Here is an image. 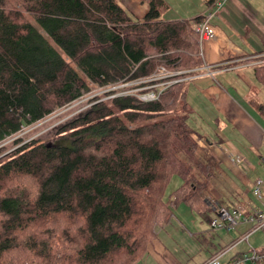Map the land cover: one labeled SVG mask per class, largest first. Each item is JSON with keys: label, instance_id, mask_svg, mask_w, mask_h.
Segmentation results:
<instances>
[{"label": "trees", "instance_id": "1", "mask_svg": "<svg viewBox=\"0 0 264 264\" xmlns=\"http://www.w3.org/2000/svg\"><path fill=\"white\" fill-rule=\"evenodd\" d=\"M145 1L138 18L118 0H0V143L93 84L202 65L194 24L204 15L167 20L165 0ZM183 86L152 101L93 96L57 141L0 157V264H143L175 208L208 211L215 161L193 135ZM253 251L264 253L228 263Z\"/></svg>", "mask_w": 264, "mask_h": 264}, {"label": "crops", "instance_id": "2", "mask_svg": "<svg viewBox=\"0 0 264 264\" xmlns=\"http://www.w3.org/2000/svg\"><path fill=\"white\" fill-rule=\"evenodd\" d=\"M195 2L193 8L165 19H190L214 8L203 0ZM140 9L138 18L147 11ZM210 22L215 35L204 44L203 62L212 73L201 68L189 74L183 86L193 135L215 161L204 191L209 210L197 213L184 203L175 208L194 230L182 234V243L167 245L155 239L147 247L150 264H200L231 242L221 256L223 262L242 251L264 249V229L247 236L248 223L217 232L209 223L220 205L240 204L248 212L264 208V186L261 198L253 194L254 181L264 179V0H226ZM174 214L170 223L179 221ZM197 232L206 236L201 244L193 239ZM141 261L145 264L144 258Z\"/></svg>", "mask_w": 264, "mask_h": 264}, {"label": "built area", "instance_id": "3", "mask_svg": "<svg viewBox=\"0 0 264 264\" xmlns=\"http://www.w3.org/2000/svg\"><path fill=\"white\" fill-rule=\"evenodd\" d=\"M226 0H217L214 8L204 15V18L194 24V28L198 34V51L197 54L204 58V44L215 35V29L211 24V19L217 11L223 6ZM204 69L208 73L211 72V66L205 62L198 67L187 69H171L161 64L157 69L147 77L132 79V80H119L122 82L118 86L114 83H108L105 92H108V97L117 95L132 94L138 96L145 101H152L158 99L161 94L171 85L187 80L189 74ZM127 86V89L119 91V88ZM264 157V156H263ZM264 179L257 178L253 185V194L256 198L263 196ZM210 227L215 231L227 230L232 231L240 224H250L247 236L250 232L259 229H264V208H254L252 211H246L245 207L240 204L233 206H218L213 216L210 218ZM245 236V237H247ZM244 238V237H243ZM227 248L219 253L211 256L202 264H242L245 261H258L264 258V253L253 251L244 253L242 258L233 260L232 262H223L221 256L225 253Z\"/></svg>", "mask_w": 264, "mask_h": 264}, {"label": "rangeland", "instance_id": "4", "mask_svg": "<svg viewBox=\"0 0 264 264\" xmlns=\"http://www.w3.org/2000/svg\"><path fill=\"white\" fill-rule=\"evenodd\" d=\"M125 8L129 11H133L132 13H141V7L147 9V3L145 0H118ZM167 6L162 8V17L169 18L173 15H180L183 13V8H193V5L196 6L195 0H165ZM200 1V0H199ZM139 15V14H138ZM116 86L121 84L122 82H111ZM105 85H91L89 90H86L82 93V95L63 105L55 108L51 113L43 117L42 119L31 123L26 124L12 136H9L4 142L0 143V157L4 154H7L9 151L27 143V142H53L57 141L61 136L59 133L61 126L70 120L76 118L79 114L88 109L92 102L93 96H98L99 99H105L109 94H106ZM128 87L119 88V91L123 89H127ZM93 103V102H92ZM181 109V108H180ZM185 109L177 111L179 114H184ZM178 115V114H177ZM3 146V147H1ZM2 148V149H1ZM181 182L180 177H174L171 181L168 191L175 188ZM176 217L179 219L172 220V223L168 222V224L163 227H157V240L163 241L165 244L170 245L174 242L182 243L184 240V235L193 232V226L186 221L180 214L175 210ZM197 217H201L203 221H206L202 215H197ZM194 239V238H193ZM173 240V241H172ZM196 255V254H195ZM145 259V264L151 263V257L147 254Z\"/></svg>", "mask_w": 264, "mask_h": 264}]
</instances>
